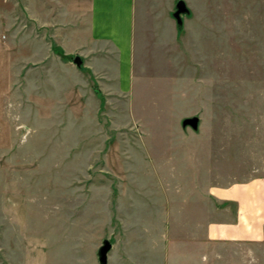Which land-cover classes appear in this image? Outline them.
I'll return each instance as SVG.
<instances>
[{
    "label": "rangeland",
    "instance_id": "1",
    "mask_svg": "<svg viewBox=\"0 0 264 264\" xmlns=\"http://www.w3.org/2000/svg\"><path fill=\"white\" fill-rule=\"evenodd\" d=\"M176 1H136L131 86L107 91L34 0H0V264H99L104 239L107 264H264L204 240L208 187L264 175V0H184L180 27Z\"/></svg>",
    "mask_w": 264,
    "mask_h": 264
},
{
    "label": "crops",
    "instance_id": "2",
    "mask_svg": "<svg viewBox=\"0 0 264 264\" xmlns=\"http://www.w3.org/2000/svg\"><path fill=\"white\" fill-rule=\"evenodd\" d=\"M136 1L34 0V24L52 28L53 40L66 53H84L86 66L98 76L101 89L125 91L132 82ZM107 56L116 58L113 73L101 61ZM207 195L221 207L216 213L222 220L209 222L205 241L264 244V175L211 185Z\"/></svg>",
    "mask_w": 264,
    "mask_h": 264
},
{
    "label": "water",
    "instance_id": "3",
    "mask_svg": "<svg viewBox=\"0 0 264 264\" xmlns=\"http://www.w3.org/2000/svg\"><path fill=\"white\" fill-rule=\"evenodd\" d=\"M174 11L172 12V17L175 19L177 25L180 27L183 23L182 14H187L190 12V9L188 8L186 2L184 0H177L174 6ZM73 61L77 66L82 65V60L80 56L76 55L73 58ZM200 118L197 115H192L188 117H184L181 120V127L186 128L190 127L192 130H197L199 127ZM111 248V242L109 239H104L102 241V244L99 246L97 250V256H98V263L99 264H107V253Z\"/></svg>",
    "mask_w": 264,
    "mask_h": 264
},
{
    "label": "trees",
    "instance_id": "4",
    "mask_svg": "<svg viewBox=\"0 0 264 264\" xmlns=\"http://www.w3.org/2000/svg\"><path fill=\"white\" fill-rule=\"evenodd\" d=\"M52 49H54V51L59 54L61 57H64V53L62 52V50H60V48H57L54 46V44L52 45ZM99 95H101V93H98Z\"/></svg>",
    "mask_w": 264,
    "mask_h": 264
}]
</instances>
